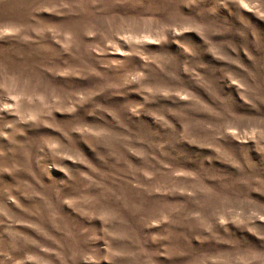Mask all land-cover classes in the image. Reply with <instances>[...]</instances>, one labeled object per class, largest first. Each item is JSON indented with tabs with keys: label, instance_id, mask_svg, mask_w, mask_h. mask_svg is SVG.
Listing matches in <instances>:
<instances>
[{
	"label": "rangeland",
	"instance_id": "374dc122",
	"mask_svg": "<svg viewBox=\"0 0 264 264\" xmlns=\"http://www.w3.org/2000/svg\"><path fill=\"white\" fill-rule=\"evenodd\" d=\"M0 264H264V0H0Z\"/></svg>",
	"mask_w": 264,
	"mask_h": 264
}]
</instances>
